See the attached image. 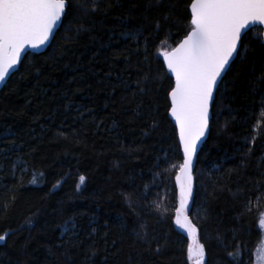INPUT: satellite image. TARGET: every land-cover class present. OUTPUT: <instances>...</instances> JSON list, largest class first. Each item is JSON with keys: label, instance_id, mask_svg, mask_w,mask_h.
Returning a JSON list of instances; mask_svg holds the SVG:
<instances>
[{"label": "trees", "instance_id": "obj_1", "mask_svg": "<svg viewBox=\"0 0 264 264\" xmlns=\"http://www.w3.org/2000/svg\"><path fill=\"white\" fill-rule=\"evenodd\" d=\"M70 2L47 49L0 91V264H193V237L175 223L183 160L162 62L187 32L190 0ZM239 52L184 210L204 264L264 256L260 27Z\"/></svg>", "mask_w": 264, "mask_h": 264}, {"label": "snow or ice", "instance_id": "obj_2", "mask_svg": "<svg viewBox=\"0 0 264 264\" xmlns=\"http://www.w3.org/2000/svg\"><path fill=\"white\" fill-rule=\"evenodd\" d=\"M69 7L70 0H0V82L9 75V69L20 63L27 47L37 48L54 38V29ZM188 7L186 34L162 54L167 70L174 76V85L168 92L169 111L183 148V163L178 166L176 177L180 206L176 209L175 223L193 237L187 249L189 260L204 264V245L195 238V226L184 211L192 197L193 158L198 142L209 128L210 108L222 74L230 71L229 62L241 55L245 30L253 24L264 25V0H190ZM142 84L141 80L136 82L140 92L144 91ZM259 223L264 227V217ZM74 227L65 222L64 231H72ZM5 239L6 235H0V241ZM261 261L264 264V256Z\"/></svg>", "mask_w": 264, "mask_h": 264}, {"label": "water", "instance_id": "obj_3", "mask_svg": "<svg viewBox=\"0 0 264 264\" xmlns=\"http://www.w3.org/2000/svg\"><path fill=\"white\" fill-rule=\"evenodd\" d=\"M190 11V10H189ZM63 19V18H62ZM62 22V21H61ZM61 22H58L56 28L54 29V36L57 32V30L59 29L60 25H61ZM253 27H260L262 29V42H264V25H260V24H253V25H250L248 29H246L245 31H249L251 28ZM53 40V38H50L49 42H47L46 44L40 46V47H37V48H32V47H27L25 49V51L21 54V60H20V63H18L17 65H15L13 68L9 69V75L5 77L4 81L0 82V91L2 90V88L5 86V84L7 83L8 79L18 70L23 58L25 57V55L27 54H40V53H43L47 47L50 45L51 41ZM236 57H234L233 60H231L229 63L231 65V63L235 60ZM162 62L164 64V67L167 71V73L172 77L173 79V82H174V76L167 70V65L164 61V57L162 56ZM225 74H222V77H224ZM220 83V82H219ZM214 97H215V92H214ZM169 101H170V98H169ZM212 108V106H211ZM211 108H210V119H211ZM169 118L170 120L172 121L174 127L176 128V131H177V137H178V142H179V135H178V129L176 127V124H175V120L174 118L171 117L170 115V111H169ZM210 122V120H209ZM209 129V128H208ZM207 135H208V130L205 132V135L201 138V140L198 142V145H197V154L196 156L193 158V165H192V173L194 171V168H195V165H196V160H197V155L202 147V145L204 144V142L206 141L207 139ZM179 146H180V150H181V155H182V160H183V148H182V145L180 144L179 142ZM192 187H193V179H192ZM205 260V259H204ZM194 264V262H193Z\"/></svg>", "mask_w": 264, "mask_h": 264}, {"label": "rangeland", "instance_id": "obj_4", "mask_svg": "<svg viewBox=\"0 0 264 264\" xmlns=\"http://www.w3.org/2000/svg\"><path fill=\"white\" fill-rule=\"evenodd\" d=\"M194 261V260H193Z\"/></svg>", "mask_w": 264, "mask_h": 264}]
</instances>
